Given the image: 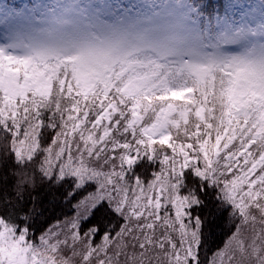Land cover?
I'll return each mask as SVG.
<instances>
[{
  "label": "trees",
  "instance_id": "trees-1",
  "mask_svg": "<svg viewBox=\"0 0 264 264\" xmlns=\"http://www.w3.org/2000/svg\"><path fill=\"white\" fill-rule=\"evenodd\" d=\"M188 1L194 9L192 18L209 31H201L207 44L213 41L211 34H220L225 19L239 27L240 16L248 10L237 8L239 12L231 16L230 0ZM233 1L251 7L264 5V0ZM218 36L222 40L223 35ZM146 65L122 76L118 74L123 66H114L106 72V82L85 91L75 80V63L64 62V67L55 63L57 75L50 78L46 91L33 90L23 98H13L18 106L14 117L1 112L8 102L4 101L6 93L0 90V230L12 242H19L22 258L31 254L41 260L39 264H62L60 257L64 255L63 264H87L80 260L91 252L90 264L102 259H107V264H151L153 257L154 264H210L213 255L241 228L248 207L255 212L256 220L264 218V98L254 105L249 99L246 115L234 111L232 102L226 100L237 72L235 75L214 66L199 80L169 62H160L158 70ZM10 67L18 69L21 79L29 73L20 63ZM43 69L39 66L36 71ZM149 75L143 89L126 94L130 81ZM49 77L47 74L44 79ZM180 90L185 93L177 96ZM257 106L261 108L249 115ZM163 118L167 141L149 143L143 131ZM79 131L91 135L89 143L100 150L104 173L118 176L121 185L170 179L175 185L173 193L183 200L180 221L193 227V240H189V232H173L175 237L170 234L169 219L175 229L178 226L171 201L160 199L158 205L146 209L141 205L128 207L124 201L130 194H112L97 180L78 184L73 177L50 172L49 148L63 138L75 139ZM233 134L235 137L225 144ZM189 143L192 149L188 155L197 158L201 174L179 152ZM34 144L37 149L28 157ZM223 144L214 157L213 148ZM124 156L135 158L123 162ZM204 156L212 159L209 165L203 161ZM232 174L245 180L237 194L246 191V210L232 203L218 182ZM99 179L103 181L104 177ZM252 180L255 182L250 185ZM99 195L104 199L98 200ZM79 211L69 233L59 234L58 240L51 238L49 232L57 223L74 218ZM105 243L112 251L101 252ZM190 244L191 254L187 255ZM160 251L162 260L156 255ZM146 252L151 254L147 257ZM10 258L0 250V264H9Z\"/></svg>",
  "mask_w": 264,
  "mask_h": 264
},
{
  "label": "rangeland",
  "instance_id": "rangeland-1",
  "mask_svg": "<svg viewBox=\"0 0 264 264\" xmlns=\"http://www.w3.org/2000/svg\"><path fill=\"white\" fill-rule=\"evenodd\" d=\"M227 4L231 5L228 10L231 16L234 11L238 13L245 8L248 10L240 16L239 27L225 19L218 34L223 35L222 40L220 36L211 34L213 41L207 44L201 31H209L207 27L203 30L192 18L194 9L188 0H0V90L6 93L4 101L8 102V105L4 103L7 107L2 106L1 112L14 117L18 106L13 98H23L33 90L46 91L44 88L50 87V78L53 76L54 79L57 75L55 63L63 67L64 62L75 63V80L88 91L96 83L106 82V72L114 66H123L118 74L122 76L145 64L158 70L160 62H169L177 70H186L199 80L214 66L235 75L237 72L235 85L227 94L225 92L226 100L232 102L234 111L247 115L248 100L254 105L264 98V5L251 7L250 4H238L233 0ZM237 8H240L238 12ZM205 37L210 38L206 33ZM132 56L135 59L131 60ZM15 63H20L21 69L29 72L22 79L18 69L9 68ZM39 66L44 69L36 71ZM47 74L50 77L45 80ZM150 77L133 79L124 91L134 95L138 89L146 86ZM183 93L185 91L180 90L176 95ZM260 108H252L249 115L255 114ZM143 133L149 143L166 142L168 132L164 118ZM90 136L79 131L75 139L63 138L58 145H52L48 150L49 171L56 172L60 177H73L78 184L97 180L99 186L104 185L102 189L107 188L112 194H130L124 201L128 207L141 205L142 209H146L148 205H158L160 199L165 203L171 201L178 226L175 229L169 219L170 225L167 226L170 234L174 235L176 231L180 234L182 231L189 232V240L192 241L194 229L190 224L185 226L180 221L183 200L173 193L175 185L172 181L161 177L147 185L138 182H125L121 185L117 182L118 176L104 173L103 163L99 161L101 152L89 143ZM234 137L235 134L225 144H229ZM189 144L187 149L181 148L179 152L196 165L201 174L197 158L188 155L192 149V144ZM223 148L224 144L215 146L212 155L216 157ZM36 149L37 145L34 144L27 156H31ZM134 158L124 156L123 162H131ZM204 160L209 165L212 159L204 156ZM207 174L215 177L209 171ZM101 176L104 177L103 181L99 179ZM237 176L232 174L229 179H219L218 182H221L229 200L246 210L249 205L246 202L249 198L246 191L237 194V189L243 188L245 180ZM254 182L252 180L249 184ZM102 199L99 195L98 200ZM128 202L129 205H126ZM248 208L244 212L245 222L241 228L231 236L221 251L213 255L210 264H264V218L256 220L255 212ZM79 214L80 211L74 218L57 223L49 232L51 238L58 240L59 234L69 233ZM109 245L105 243L101 252L112 251ZM0 250L11 257L9 264H18V261L21 264H39L41 261L35 260L36 257L31 254L28 258H22L23 250L19 242H12L2 230ZM191 250L190 244L187 255L191 254ZM150 254L146 252L145 256ZM158 254L162 260V251ZM91 255V252L85 254L80 261L90 264ZM115 256L121 258L118 253ZM175 256L178 257L177 253ZM60 258L63 264L64 255ZM106 260L102 259L98 264H104ZM152 261L151 264H154V257Z\"/></svg>",
  "mask_w": 264,
  "mask_h": 264
}]
</instances>
